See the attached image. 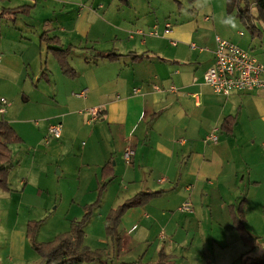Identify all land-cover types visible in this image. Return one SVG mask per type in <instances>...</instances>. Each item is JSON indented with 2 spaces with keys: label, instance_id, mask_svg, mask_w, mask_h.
<instances>
[{
  "label": "crops",
  "instance_id": "obj_1",
  "mask_svg": "<svg viewBox=\"0 0 264 264\" xmlns=\"http://www.w3.org/2000/svg\"><path fill=\"white\" fill-rule=\"evenodd\" d=\"M229 5V0H129V6L119 0H0V101H8L0 120L23 141L9 145V190H0V264H45L28 239L29 222L44 220L37 242L48 243L40 240L43 228L62 227L52 199L64 197L68 188L70 211L51 241L68 232L96 201L108 163L113 176L84 228L90 250H98L86 242L105 203L111 205L102 216L104 232L112 209L139 193L162 192L123 216L120 251L105 232L111 242L101 249L109 251V262L111 255L117 253L120 261L133 250L136 262L157 263L161 250L171 261L188 262L198 238L205 256L206 200L221 195L230 217L229 207H238L247 190L245 225L259 245L251 249L241 241L247 250L240 261L258 258L250 255L264 240V90L226 97L204 82L215 62L217 36L264 63V42L255 43L264 39V22L257 18L262 31L253 20L250 37L242 31L237 3V13ZM14 9L24 12L13 14ZM167 22L173 25L170 36L146 35L154 27L163 34ZM44 33L70 48L74 78L63 74L41 41ZM107 52L118 59L98 57ZM92 108L102 110L95 121ZM228 117L236 118L232 135L222 129ZM54 124H62L60 139L49 137ZM215 128L218 142H205ZM127 141L136 149L130 164L124 159ZM65 159L75 170L73 180L64 173ZM64 179L69 185L61 184ZM185 203L192 213L179 210ZM36 212L41 220L30 217ZM210 216L211 233H225ZM141 227H157L164 241L149 259L150 246L134 238Z\"/></svg>",
  "mask_w": 264,
  "mask_h": 264
},
{
  "label": "trees",
  "instance_id": "obj_2",
  "mask_svg": "<svg viewBox=\"0 0 264 264\" xmlns=\"http://www.w3.org/2000/svg\"><path fill=\"white\" fill-rule=\"evenodd\" d=\"M122 4L129 6V0H119ZM237 0L239 7V17L246 25L251 27L253 18L251 17V8L245 6ZM255 7L258 12V20L264 22V0H254ZM24 9V8H23ZM24 12L22 9L12 10L13 14ZM41 41L50 46L49 50L57 59L60 64L61 70L65 76L74 78L77 74L70 67L68 62V55L70 48L63 49L59 38L50 37L48 33H44L41 37ZM98 57L103 59L117 60L118 55L107 52L99 53ZM236 123L235 117H228L225 119L222 125V129L228 134H233V128ZM22 139L13 130L10 124L5 120H0V190H9V167L12 162V152L9 145L22 144ZM112 163H108L102 171L103 183H100L98 187V195L96 201L85 207L86 213L79 221H72L70 230L65 233H61L56 238L48 243L37 242V235L43 221H31L28 224L27 236L33 245L35 252L43 259L45 264H113L109 262V251L107 249H98L95 251L90 250L84 246L85 231L84 228L91 220L94 211L100 207L104 193L109 185V180L113 176ZM162 192H149L139 193L132 199L124 202L119 207L112 209L107 216L105 232L116 245L117 250H121L122 239L119 232V227L123 216L128 210L132 208L144 207L148 205L153 199L161 196ZM247 190H244V198L240 202L238 207L230 206L229 213L233 221L234 228L238 232L241 241L244 245L251 249L256 248L259 245V239L255 237L245 225L244 207L246 205ZM134 264H172L171 257L161 250L159 252V260L157 263H143L142 260ZM242 264H264V255L258 258L243 259Z\"/></svg>",
  "mask_w": 264,
  "mask_h": 264
},
{
  "label": "rangeland",
  "instance_id": "obj_3",
  "mask_svg": "<svg viewBox=\"0 0 264 264\" xmlns=\"http://www.w3.org/2000/svg\"><path fill=\"white\" fill-rule=\"evenodd\" d=\"M241 4H243V6H245V9L250 6L251 8V17L253 18L254 22H256L257 26L259 28V21L257 20L258 18V12L257 9L255 7L254 4V0H240L239 1ZM237 0H229V6H230V11L232 12H238L237 6H236ZM236 9V10H234ZM5 10H3L4 12ZM230 12V13H232ZM6 13H9L6 12ZM240 18V17H239ZM241 20V19H240ZM235 21L236 22V17H233L232 22ZM230 22V19H229ZM239 22V21H238ZM241 22V21H240ZM243 22V26H242V31L244 33H246L247 35H249L251 37L252 33L251 29L247 27L246 23L244 21ZM240 24V23H239ZM231 27H232V23H231ZM234 28V27H232ZM261 30L263 31V29L261 28ZM251 39V38H250ZM255 43H260V42H264V39L261 40L259 38L255 39ZM261 144L259 142V146H257V148L262 149V147H260ZM64 163H67V159H65L63 161V167L65 168V174H70L71 178L70 180L74 178V169L73 167H71V165L69 166V169L64 165ZM59 171V167L56 168V173H58ZM59 177V176H58ZM69 179H64L61 184L63 185H69ZM73 182V181H71ZM65 193H64V197L60 198L58 197V199L53 198L52 199V206L53 209L54 207H56L58 205V210H57V219L56 222L60 225H64L65 222V218L67 217V214L70 211V205H71V201H68V196L70 195L68 191V188H65ZM230 197V195H229ZM231 199V198H229ZM54 200V201H53ZM231 201V200H230ZM82 202H84V200H82ZM238 203V202H235ZM234 203V204H235ZM111 205V203L107 202L105 203V205L101 208V217L97 216V223L93 222V229L91 228L89 230L88 233V239L86 244L89 247L92 248H97V249H101V248H106L107 247V242H111L109 238L106 237L105 232L102 230L104 228L103 226V220H102V216L104 215V213L106 212V210L108 209V207ZM224 203L221 201V195L216 194L215 196H210V198H208L206 200V207H205V211H206V219H207V224H206V232L202 231L201 234H206L204 236V239L206 238V255L204 256L202 252H204L202 243H201V239L198 238L196 240V244H193L194 248L191 250L190 252V258L189 261L187 262L185 259H181V258H175L172 260V264H242L241 260V256L246 252L247 248L243 245V243L240 240V237L238 235V232L236 231V229L234 228L233 224H232V220L231 218L227 215V210L223 208ZM214 215V218L216 221H218L219 223L222 224V228L224 231H222L223 233H219L217 231H215L214 235L211 233V226H210V219L211 216L210 214ZM227 215V216H226ZM30 217H32L33 219H38L41 220V214L39 213H33L32 215L30 214ZM43 227V226H42ZM41 227V228H42ZM55 228L53 224H47L44 228L43 231L41 233V237L40 240L41 241H45V242H49L52 239V235H54L56 232L60 231L61 229H64V227L62 228ZM57 229V230H55ZM54 233V234H53ZM159 233L160 230L157 227H154L153 229L149 230L144 227H141L140 230L137 231V233L134 235V238L136 241L140 242V244L144 245L147 244L149 247V252H148V259L150 258L152 252L154 251L156 245H163L164 241L159 239ZM197 234V232H194ZM201 234L198 235V237H201ZM211 235H213V238H216V241H212ZM194 236V235H193ZM261 246L259 248L256 249V251L251 254V257H260L264 255V240L260 241ZM192 246V247H193ZM169 251V248H168ZM171 251V250H170ZM137 251L133 250V252L131 254H129L127 257L122 258V260H118L117 258V253L113 256L111 255L110 257V262H136V258H135V253ZM176 254L179 255V251L178 253L176 252ZM246 255V254H245ZM93 264H99V263H93Z\"/></svg>",
  "mask_w": 264,
  "mask_h": 264
},
{
  "label": "built area",
  "instance_id": "obj_4",
  "mask_svg": "<svg viewBox=\"0 0 264 264\" xmlns=\"http://www.w3.org/2000/svg\"><path fill=\"white\" fill-rule=\"evenodd\" d=\"M172 30L173 25L167 22L164 25L163 34L159 32L158 27H154L146 35L154 38H160L162 36L168 37L171 35ZM137 34L145 36L142 31H138ZM172 44L176 45L177 43L173 41ZM192 48H195V46L193 45ZM214 59V65L209 68L204 75V82L206 85L210 86L216 94L228 97L236 93L264 90V63L259 62L235 43L217 36ZM135 92L138 93V90H135ZM0 103V112L5 113L8 101L1 99ZM101 111L100 108L90 109L93 121L100 116ZM218 133V128L213 129L206 137L205 142L217 143L219 139ZM49 137L50 139H60L62 137V124L50 126ZM135 154V146L131 141H127L124 150L125 161L130 164ZM179 210L186 213L193 212L190 203L183 204Z\"/></svg>",
  "mask_w": 264,
  "mask_h": 264
},
{
  "label": "clouds",
  "instance_id": "obj_5",
  "mask_svg": "<svg viewBox=\"0 0 264 264\" xmlns=\"http://www.w3.org/2000/svg\"><path fill=\"white\" fill-rule=\"evenodd\" d=\"M230 23H231V20H230ZM232 27H236L235 23L232 24Z\"/></svg>",
  "mask_w": 264,
  "mask_h": 264
}]
</instances>
